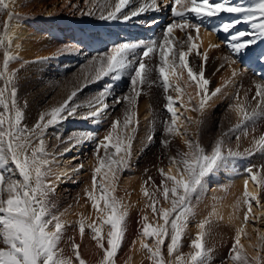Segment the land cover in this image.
I'll return each instance as SVG.
<instances>
[{
    "label": "snow or ice",
    "instance_id": "obj_1",
    "mask_svg": "<svg viewBox=\"0 0 264 264\" xmlns=\"http://www.w3.org/2000/svg\"><path fill=\"white\" fill-rule=\"evenodd\" d=\"M10 3L11 0H0V13L7 12L8 16L0 31V264H87L80 252L81 245L74 239L70 238L71 254L60 247L66 225L59 216L51 213L49 196L54 191L53 184L48 179L52 175L51 161L42 136L49 126L76 114L77 108L71 107L70 102L77 91H72L58 106L42 112L31 129L22 125L23 111L17 102L15 84L18 70H10L11 62L18 59L12 51L14 33L11 31V21L14 13L9 11ZM131 3L132 0H104L98 6L99 18L128 21L149 9L159 10L157 0L129 8ZM95 7L96 0H93L92 7L83 14L95 15ZM170 10L173 20L166 25L159 40L115 44L103 54L92 57L86 66V83L98 82L104 77L116 80L127 74L131 86L130 93L122 101L120 98L115 101L127 105L123 120H114L110 130L98 142L91 188L85 189V196L91 202L96 219L89 223V218L81 214L78 222L81 239L86 228L90 229L91 239L100 250L97 264H115L114 258L126 233L129 206L115 193L119 173L128 166L131 157L132 142L139 125L135 108L143 86L158 82L165 93L164 107L171 114V119L165 122L164 132L169 136H187V131L182 134L177 127L180 117L177 115L176 105L183 89L176 81L181 79L186 70L188 80L195 83L197 95L201 96L199 105L191 110L202 112L210 98L206 91L209 81L204 77L203 67L193 70L189 57L195 53L204 62L207 61V53H201L197 43L204 22L224 13L240 14L233 21H222L220 25L210 29L211 32L223 31L229 34L227 47L236 57L232 63L247 55L251 46L264 40V0H248L247 3L245 0H171ZM240 23L249 25L250 31L235 30V26ZM176 30L184 33L186 39L177 38L174 35ZM138 49L141 51L138 52ZM255 57L257 61L264 62V50L255 53ZM154 72L155 80L152 79ZM232 75H237L235 69ZM111 87L109 84L98 97L89 102L90 111L85 118H99L108 107L105 100ZM170 89L177 96L168 94ZM220 91L217 88L210 95L215 96ZM191 99L189 97V103ZM247 99L245 94V100ZM251 99L256 101L254 106L241 102L233 106L240 119L230 131L241 128L257 116H264V84H255V95ZM185 119L190 121L191 117ZM244 134L247 135V132ZM85 139H76L72 146L82 144ZM163 143L167 146L170 141L165 140ZM184 144L186 151L178 150L175 156L169 158L170 165L175 167V174L172 173V167L167 172L161 168L159 172L163 179L160 185H156L151 191L147 187L142 188L143 195L148 199L145 208L151 209L156 220L155 224L150 222L145 214L139 221L142 237L140 249L150 264H206L208 250L204 244V236L206 225L211 223L209 218L198 225L200 231L190 245L193 251L185 254L179 250L184 229L192 214L191 199L198 190H204L207 178L241 155L239 151L225 149L223 136L216 139L210 151L199 141L190 138L184 139ZM253 145L255 150L264 152V135L254 138ZM68 150L71 149H66ZM245 151L251 155L253 150ZM10 164L14 167H9ZM246 172L258 188H264V165L261 166V171H253L252 167H248ZM60 178L59 175L56 176L57 180ZM150 181L151 177L145 184ZM248 183V179H245L242 197L237 201V207L241 203L246 206L243 216L245 224L249 222L253 202L260 205L259 193L249 191ZM159 196L165 202L170 201L171 207H158ZM215 214L213 208L210 216ZM105 226H108L106 233ZM256 231L259 233V229ZM242 232L244 228H238L234 237L230 255L233 264H264V257L259 251L264 249V234L257 237V254L249 258L240 242ZM166 239L170 240L166 247L167 259L163 251ZM147 240H152V243L149 244Z\"/></svg>",
    "mask_w": 264,
    "mask_h": 264
},
{
    "label": "rangeland",
    "instance_id": "obj_2",
    "mask_svg": "<svg viewBox=\"0 0 264 264\" xmlns=\"http://www.w3.org/2000/svg\"><path fill=\"white\" fill-rule=\"evenodd\" d=\"M247 1L248 0H245V3ZM103 2L104 0H96L97 7L93 8L96 14L91 16L83 14L86 12L82 5L83 0H17V10L11 9L14 13V17L11 21L12 23L23 25L30 33L44 40L42 47L36 46L39 41L38 39L33 43L36 53L47 50V56L45 55V57H43L42 63H34L32 60L24 61L19 57V51L12 50L18 57V59L11 62L10 70H18L15 84L17 87V102L23 111L22 125L31 129L38 121L39 115L42 112L49 110L51 107L58 106L67 99L72 91H77V95L70 102V106L76 107L77 112L70 117L71 119L68 117L64 119L66 124H64L62 128L61 134H59L61 137L59 138L60 140L62 139L66 145L75 142V140L80 137H85L86 139L83 143H86L87 148L82 150L80 153L81 155L78 154L79 160H76L73 164V168H79L77 170L79 173L77 172V175H73V177L76 175V178L71 177L75 183L71 185H62L61 188L54 187V191L50 193L49 199L51 204L55 206V203L62 202V204L59 203L60 208L66 204L69 205V203L71 205H69V207L73 208L78 203L79 199L83 198V195L79 197L78 194L85 189L91 188L92 173L89 174L84 181L82 176L88 172V169H90L91 172L93 171V166L96 164L97 144L110 130L112 122L117 119L123 120L127 105L124 102L116 103V99L120 98L122 101V98L130 93V78L127 74L116 80H112L111 77H104L98 82L86 83L84 80V73L87 70L86 66L88 61L92 57L103 54L115 44L129 41L148 42L151 40H159L163 34V30L158 31L161 27V24L156 22L159 21V16H151L150 14L152 12L150 13L149 11H146L147 13L145 12L141 18L136 20L137 24L134 27H127L128 31L126 32L133 34L131 39H122L123 36L120 37L119 35L111 37L108 34H104V31H100L99 27L96 26L100 19L98 6ZM91 3L93 4V0H91ZM5 14L6 12L0 13V31L3 30V22L8 19V17L5 19ZM238 28H241L240 31H250L249 25L245 23H242ZM153 29H155L154 33L156 32L154 36L152 35ZM174 35L177 38L186 39L184 33L179 30H176ZM193 35H195L194 30ZM228 39L223 42L225 44L220 46L219 52H221L222 55L220 54L219 56L218 54L219 63L217 67H215L214 72L209 76H207V63L209 60L207 59V61L204 62L202 57L196 56L195 53L190 56L196 58L198 62L197 69L203 67L204 77L209 81L206 91L210 98L207 100L202 112L191 110L194 106L199 105L201 96H197L198 89L195 83L188 80L187 71L184 70L181 79L176 81L183 89V92L180 94L181 103L178 101L176 105L181 111V116L178 110L177 115L180 116L181 121H183V129L179 127V122H177V127L179 130L181 129V133L187 131V136H169L164 132L165 122L171 119V114H169L164 107L166 103L165 93L163 89L158 86V82L151 85L146 83L143 86L142 93L137 99L135 108L139 125L132 142L131 157L128 166L119 173L117 182L115 194L122 198L124 203H137V200L143 195V187H147L151 191L156 185H160L163 178L160 175L159 169L163 168L167 171L166 167L170 166L169 158L172 157V151L176 150L175 153H177L178 150H187L184 144V139L186 138L199 141L207 151H210L216 139L223 136L225 149L231 148L233 151H239L241 153L239 157L232 159L227 166L222 167L214 175L207 178L204 190H198L197 193L193 195L191 199L192 214L188 218L179 249L185 254L193 251L190 245L191 241L196 237L193 229L198 226L197 223H200L199 221H201V219L204 220L206 218L213 221L214 215L210 216V213L213 212V208H216V205L219 203L227 201L237 204V201L242 197V189L240 191V189L236 188V183L238 181L236 177L237 173H239L237 171L242 170V172L240 171L241 173L244 172L247 174L246 169L248 167H252L253 171H261V166L264 165V152L255 150L253 145L254 138L258 139L261 135H264V116H257L254 120L246 122L241 128L230 131L237 125L240 119L233 110V106L238 102L254 106L256 101L251 99L255 95V86L253 85L258 82H253L252 79L248 80L249 77L243 80L244 78L241 77V72L239 71H243V66L239 64L243 63L241 61L239 63L236 62V65H238L237 68H239L238 74L240 76L237 75L238 79L235 81L238 82L231 81L232 86L230 87L232 88H230V92L221 88L220 82L225 78V73L229 70L233 71L230 62L236 59L231 50L227 47ZM95 41L96 44L94 43ZM256 45L257 47H255ZM256 45L251 46L250 49L255 47L258 51L261 49L263 50L264 40L258 41ZM137 51L139 52L141 50L138 49ZM199 51L203 53L201 48H199ZM226 57L228 59H226ZM0 62H2V53H0ZM211 62L214 61L211 60ZM248 73L249 72H247V74ZM248 76H251V74L249 73ZM152 79H156L155 72L153 73ZM242 80L244 81L243 83ZM239 81H241L242 85ZM109 84H111L112 87L109 89V95L105 100L108 107L101 113L102 120L100 118L98 123L96 119L92 120L90 117L85 118L87 116L86 114L81 115L86 112V109L83 108L88 106L90 101L98 97L100 92ZM217 88H220L221 91L215 96H211L210 94ZM168 94L173 97L177 96V93L172 89L169 90ZM245 94H247V100H245ZM189 97L192 98L191 103H189ZM181 104L184 107H180ZM249 110L251 109L249 108ZM186 117H191V120H186ZM53 128L54 125L49 126L42 134L44 143L46 142L47 144H45L46 151L50 149V142L49 140H45L48 138ZM245 131L247 135L244 134ZM237 136H239V139H237ZM52 139L53 138H51V140ZM165 140L170 141L167 146L163 143ZM246 149H252V154L249 155L245 151ZM81 165L84 166L81 168ZM241 166L242 168H240ZM9 167H13V165L10 164ZM50 167L52 173V164ZM50 177L51 175L49 178ZM149 177H151V181L146 185L145 181H147ZM229 177L234 179L230 180L228 179ZM152 182H154V184ZM137 184L138 186H136ZM214 185L217 186L215 188L216 190L211 192ZM137 193L138 195H136ZM260 193V206H263L264 188H260ZM143 197L145 196L143 195ZM158 198L160 201L158 207H171L170 201L165 202L162 196ZM83 205L90 210V213H95L91 208L90 201L86 199ZM241 205L242 203L239 206L241 207ZM143 207L145 208V206ZM242 207L243 210H246V206L243 205ZM244 212L245 211L242 213L244 214ZM137 214H135L134 223H131V221V224L128 223V228L137 227L135 225L139 224L141 219H138L139 216ZM53 215L57 216V214ZM257 216L258 215L252 211L249 222L246 223L247 229L244 230V235L247 233L246 245L249 247V249L244 247V250L249 258L255 256L258 251L255 247L259 243L257 239L258 232L256 230L264 228V217ZM88 218L90 219L89 216ZM88 221L89 223L92 222L91 219ZM149 221L154 224L156 223L153 216H149ZM78 222L79 220H74L72 223V232H69L64 242L66 246L62 245L64 243L61 242V247L65 249L66 253L71 254L70 238H72L76 243L80 242L79 244L82 246L81 249L88 243L91 245V248L85 247L86 250L100 253V250L96 248L94 241L91 239L90 229L86 228L82 240L81 237L79 240L77 239L78 235L77 237L75 235L79 234L78 229H76L78 228ZM159 222L162 223V221ZM214 223L216 222L214 221L206 225L205 229L206 235L204 236V244L205 247H208L206 248L208 249L206 264H233L230 255L234 243V239L232 238L235 236L232 231L222 227L218 223ZM107 230L108 226H105V233ZM226 230L228 231L226 232ZM138 237L137 239H140L141 235L139 234ZM215 239L220 240L217 242ZM243 239L244 241L241 239L242 245L245 243V237ZM147 242L151 244L152 240H147ZM169 242L170 240L166 239L163 248L166 259V247ZM259 251L260 255L264 257V249H260ZM84 259L87 264H97L99 260L98 258L92 262L90 255ZM148 263L150 264L149 261Z\"/></svg>",
    "mask_w": 264,
    "mask_h": 264
},
{
    "label": "bare ground",
    "instance_id": "obj_3",
    "mask_svg": "<svg viewBox=\"0 0 264 264\" xmlns=\"http://www.w3.org/2000/svg\"><path fill=\"white\" fill-rule=\"evenodd\" d=\"M141 3H150V0H132V3L129 5V8L138 7ZM157 3L159 5V10L149 9L147 11H149L150 13L152 12L150 14L151 16H159V21H156V22L157 23L159 22V24H161L160 25L161 27L158 29V31H161V30L164 31L166 25L171 23V18H172V14H171V10H170L171 1L170 0H157ZM82 5H83L84 9L87 12L89 10V8L92 7L91 0H83ZM165 5H168V6L166 7ZM11 9L12 10H17V0H11L9 10L11 11ZM128 10L129 9H125V11H128ZM145 12L141 13L137 17H132L128 21H124L122 19L121 20H115V21H107V20L99 19L100 22L98 21V24L96 26L99 27L100 31H104V34H108L111 37L117 36V35H119L121 33H125L127 27L128 28L132 27V26L134 27L137 24L136 20L138 18H141ZM227 14L228 13L221 14L219 17L225 16ZM239 15L240 14H235V16H237V17ZM231 16L232 15H227V20L229 18H231ZM6 17H8L7 16V12L5 14V19H6ZM230 20L233 21V18H231ZM11 25H12L11 31L14 33V40H13L12 50L13 51H19V57L22 60H24V61H31L32 60V61H34V63L35 62L42 63L41 61H43L42 59H43V57H45L47 50L45 51L43 49L44 50L43 52L36 53L35 45L33 43L35 42V40L38 39L39 41H38V44L36 46L42 47L43 43H44V40L42 38H40V39L37 38L33 33H30L28 31V29L23 27V25H20L18 23H14V22L13 23L11 22ZM241 25H242V23L237 24L235 26V30H237V28L240 27ZM225 35H226V33H224L223 31H220L219 33H215V32H211L210 29H206V28H201L200 29V40L197 41V43L200 45L199 48L202 49L203 53H207V59L209 60L208 63H207V66H208L207 76H209L210 74H212L214 72L215 67H217V65L219 63V59H218L217 56H218V54H219V56L221 54V52H219L220 51V46L225 44V43L221 42V37L225 36ZM94 43L96 44V41ZM213 45H216V46L214 47ZM258 49H260V48H258ZM253 52L254 51H248L247 55H244L239 60H237V63L242 61L243 64H245L248 60H251V64L254 67V71L253 72L255 74H254V76L252 74H251V76H248L249 73L247 74V71L243 69V71L239 70L241 72V77L244 78L243 80H245L246 77H249L248 80L252 79L253 82L256 81L258 83L264 84V81L260 80V79H262V77H264V62H258L256 57H255V55L253 54ZM16 54H18V53H16ZM189 60H190L191 66L193 67V70H197L198 62H197L196 58L192 56V57H189ZM211 60L214 61V62H211ZM230 66L233 69H235L236 72H237V75H239L238 74V72H239L238 69L239 68H237L238 65H236V63L230 62ZM232 72H233L232 70H229L228 72H226L225 73V75H226L225 78L220 82L221 88L225 89V91H227V92H230V88H232V87H230V86H232V82H231L232 80L234 82H238V81H235V80L238 79V76L237 75L233 76ZM242 78H240V79H242ZM243 80H242V83L244 82ZM246 81H247V79H246ZM239 82L241 83V81H239ZM242 83H241V85H242ZM234 84H236V83H234ZM237 84H239V83H237ZM253 86H255V85H253ZM252 88H254V87H252ZM83 109H86V112L82 113L81 115H85V114L87 115L88 112L90 111L88 106L84 107ZM177 110L179 111L178 113L181 116L180 108H177ZM70 117L71 116H68V118H70ZM100 118L102 120V116L101 115L99 116V118L90 117V119H92V120L96 119L97 122L100 120ZM177 122H179V127L181 129H183V121H181V117H180V119ZM64 124H66V121L64 119L61 120L60 122H58L57 124H55L54 128L52 129V131L50 133L48 131L49 135H48V138L45 140V141L49 140V142H50V149L48 148L49 150L47 151V153L49 154L48 158L51 161L50 165L52 164V169H53L51 177L50 178L48 177V178L52 182L53 187H56V188H61V186L65 185V184L66 185H71V184L75 183V181H73V178L77 175L76 173L78 172L77 170L79 168H76V169L73 168V164H74V162L76 160H79L78 154H80L83 149L87 148L86 143L78 144L75 147H73L72 145H73L74 142L65 145V143L62 141V139L60 140L59 137H61V136H59V134H61L60 132H61ZM51 138H53V139L51 140ZM178 141H180V140H178ZM45 144H46V142H45ZM69 148L71 150L66 151V149H69ZM175 152H176V150L172 151V153H171L172 156L176 155ZM169 167H172V173L175 174V167L170 165V166L166 167L167 171H168ZM240 168H242V166ZM86 171H87V169H86ZM240 171L242 172V170L237 171L239 173H237V177H236V180H238L237 183H236V186H237L236 188L240 189V191L242 189V192H243L244 191V181H245V179H248V181H249L248 190L252 191V192H258L259 196H260V194H261L260 193V188L257 187L256 183L253 182L250 179L248 174H245L244 172H243L244 173L243 174ZM91 173H92L91 170L88 169V172L85 173L82 176L83 177V181L86 180L87 179L86 177L89 174H91ZM74 174H76V175L73 177ZM57 175H59L61 177L59 180L56 179ZM71 177H73V178H71ZM228 179L233 180L234 178L229 177ZM136 186H138V184ZM216 187L217 186L214 185L213 189L211 190V192H213V190H216L215 189ZM84 191L85 190H83V192L78 194L79 197L81 195H83V198L79 199L78 203L73 208L69 207V205H70L69 202H68L69 205L66 204V205H64L61 208L59 207V203L62 204V202L55 203V206H53L51 204L52 205L51 213L52 214H57V216H59L61 218V220L66 225V227L64 229L62 243L65 242L69 232L71 231V229L73 227L72 223L74 222V220H80L81 214L83 216H86V217L89 216L91 221L96 219V215H95L96 213H94V212L90 213V210H88L87 207H85L83 205V203L87 199L86 196H85V192ZM140 191H141V189H140ZM138 193L136 195H138ZM137 198H139V197H137ZM133 201H134V199H133ZM146 203H148V199L143 197V195L140 196V198L137 200V203L125 202V204H127L129 206L128 207L127 222H126V225H125L128 230L126 229V233H125L123 242H122V244L120 246L119 252L117 253V255L115 257V263L116 264H149L148 261L146 260L145 253L140 249V241H141L142 237L140 239H137V238H139L138 236L140 234L141 224L139 223L138 225H135L137 227H133V228H128L127 227L128 223L129 224L134 223L133 221L135 220V214H137V213H138L137 215L139 216V217L137 216L138 219L139 218L141 219L142 215H145V214L148 217L149 216H153V214L151 212V209H149V208L145 209L143 207V206H145ZM242 206H243V204L241 205V207L240 206L237 207L236 203L227 202V201L219 203L218 205H216V208H215L216 214L214 215L213 221H211V222L215 221L216 223H218L222 227L232 231L234 236H235L236 235V230L238 228L243 227L244 230L247 229V225L245 224L244 219H243L244 214L242 213L243 211H246V210H243ZM252 211H253V213L255 212L258 215L257 217H262V216L264 217V205L263 206L262 205L261 206L260 205L257 206L255 204V202H253ZM220 217H223V219H221ZM202 220L203 219H201V221ZM130 221H131V223H130ZM201 221H199V222H201ZM216 223H214V224H216ZM197 224L199 225V223H197ZM76 229H78V228H76ZM193 230L195 232V235H197V233L200 231L198 226H196ZM228 230H226V232ZM244 232L241 233V239L244 241L243 238L245 237V243H243V245H244L245 248L249 249L248 245H246V243H247L246 242V240H247L246 234L247 233H245V235H244ZM228 233H230V232H228ZM260 234H264V228L259 229V233H257V236L260 235ZM77 235H78V237H77ZM79 235L80 234H76L75 235L78 240L80 239ZM232 239H234V237ZM219 240H216V241L218 242ZM78 243H80V242H78ZM62 245L66 246L65 243L62 244ZM206 246H207V244H206ZM60 247H61V244H60ZM81 247H80V252H81V255H82L83 258H87L90 255V258H91L92 262L97 260L98 258H100V254L101 253L96 252V251L92 252V250H86L85 249V247L86 248L87 247L91 248L90 244L87 243L86 246L84 245L82 249H81ZM206 248H208V247H206Z\"/></svg>",
    "mask_w": 264,
    "mask_h": 264
}]
</instances>
